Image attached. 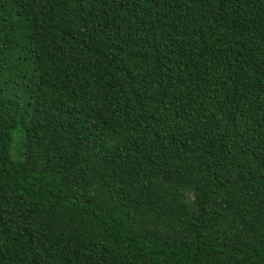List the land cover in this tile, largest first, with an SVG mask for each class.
I'll return each instance as SVG.
<instances>
[{"label": "trees", "instance_id": "1", "mask_svg": "<svg viewBox=\"0 0 264 264\" xmlns=\"http://www.w3.org/2000/svg\"><path fill=\"white\" fill-rule=\"evenodd\" d=\"M0 264H264V0H0Z\"/></svg>", "mask_w": 264, "mask_h": 264}]
</instances>
